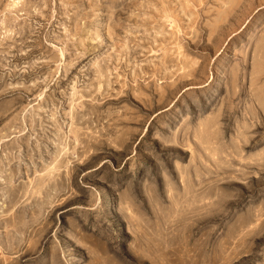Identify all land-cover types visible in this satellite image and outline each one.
<instances>
[{"label":"rangeland","instance_id":"1","mask_svg":"<svg viewBox=\"0 0 264 264\" xmlns=\"http://www.w3.org/2000/svg\"><path fill=\"white\" fill-rule=\"evenodd\" d=\"M0 264H264V0H0Z\"/></svg>","mask_w":264,"mask_h":264}]
</instances>
